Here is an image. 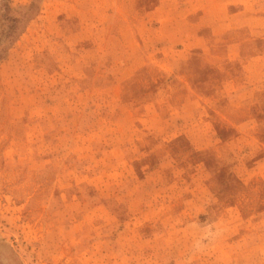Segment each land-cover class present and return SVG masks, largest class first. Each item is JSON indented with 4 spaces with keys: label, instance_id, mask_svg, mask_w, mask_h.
I'll return each instance as SVG.
<instances>
[{
    "label": "rangeland",
    "instance_id": "rangeland-1",
    "mask_svg": "<svg viewBox=\"0 0 264 264\" xmlns=\"http://www.w3.org/2000/svg\"><path fill=\"white\" fill-rule=\"evenodd\" d=\"M0 264H264V0H0Z\"/></svg>",
    "mask_w": 264,
    "mask_h": 264
},
{
    "label": "trees",
    "instance_id": "trees-1",
    "mask_svg": "<svg viewBox=\"0 0 264 264\" xmlns=\"http://www.w3.org/2000/svg\"><path fill=\"white\" fill-rule=\"evenodd\" d=\"M32 5H34V4H33V2H31V3H30V6H32ZM16 31H17V30H16V28H14V29L12 30V33H11L10 35H13V34H15V33H16Z\"/></svg>",
    "mask_w": 264,
    "mask_h": 264
}]
</instances>
